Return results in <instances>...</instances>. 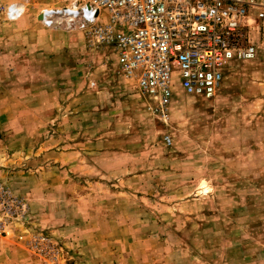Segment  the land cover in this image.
<instances>
[{
  "label": "rangeland",
  "instance_id": "rangeland-1",
  "mask_svg": "<svg viewBox=\"0 0 264 264\" xmlns=\"http://www.w3.org/2000/svg\"><path fill=\"white\" fill-rule=\"evenodd\" d=\"M71 1L0 0L26 5L0 14V264H264V24L214 98L163 108L38 19Z\"/></svg>",
  "mask_w": 264,
  "mask_h": 264
},
{
  "label": "built area",
  "instance_id": "built-area-1",
  "mask_svg": "<svg viewBox=\"0 0 264 264\" xmlns=\"http://www.w3.org/2000/svg\"><path fill=\"white\" fill-rule=\"evenodd\" d=\"M25 11L23 2H0L10 21ZM39 17L46 27L66 24L114 46L123 73L167 108L177 84L212 99L235 62L257 56L250 32L264 24V0H72L41 8Z\"/></svg>",
  "mask_w": 264,
  "mask_h": 264
},
{
  "label": "bare ground",
  "instance_id": "bare-ground-1",
  "mask_svg": "<svg viewBox=\"0 0 264 264\" xmlns=\"http://www.w3.org/2000/svg\"><path fill=\"white\" fill-rule=\"evenodd\" d=\"M46 9V8H45ZM41 17H39L38 19H40Z\"/></svg>",
  "mask_w": 264,
  "mask_h": 264
}]
</instances>
